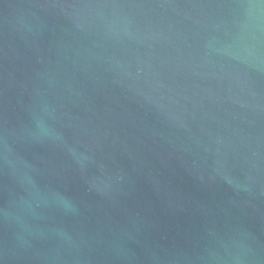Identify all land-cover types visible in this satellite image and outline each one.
Instances as JSON below:
<instances>
[{
  "label": "water",
  "instance_id": "1",
  "mask_svg": "<svg viewBox=\"0 0 264 264\" xmlns=\"http://www.w3.org/2000/svg\"><path fill=\"white\" fill-rule=\"evenodd\" d=\"M0 264H264V0H0Z\"/></svg>",
  "mask_w": 264,
  "mask_h": 264
}]
</instances>
